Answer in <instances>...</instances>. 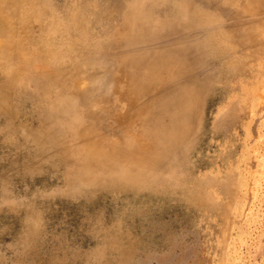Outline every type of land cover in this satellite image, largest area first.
I'll list each match as a JSON object with an SVG mask.
<instances>
[{"label": "rangeland", "instance_id": "rangeland-1", "mask_svg": "<svg viewBox=\"0 0 264 264\" xmlns=\"http://www.w3.org/2000/svg\"><path fill=\"white\" fill-rule=\"evenodd\" d=\"M0 6V264H264V0Z\"/></svg>", "mask_w": 264, "mask_h": 264}, {"label": "bare ground", "instance_id": "bare-ground-1", "mask_svg": "<svg viewBox=\"0 0 264 264\" xmlns=\"http://www.w3.org/2000/svg\"><path fill=\"white\" fill-rule=\"evenodd\" d=\"M1 2V0H0ZM5 12L2 10V7L0 6V34L2 33V28H6L7 25H9V17H6Z\"/></svg>", "mask_w": 264, "mask_h": 264}]
</instances>
